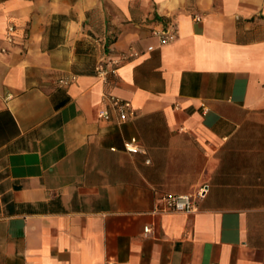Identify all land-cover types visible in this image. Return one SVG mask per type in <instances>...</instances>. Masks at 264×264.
Returning <instances> with one entry per match:
<instances>
[{"label":"crops","instance_id":"obj_1","mask_svg":"<svg viewBox=\"0 0 264 264\" xmlns=\"http://www.w3.org/2000/svg\"><path fill=\"white\" fill-rule=\"evenodd\" d=\"M0 49V264H264V0H0Z\"/></svg>","mask_w":264,"mask_h":264},{"label":"built area","instance_id":"obj_2","mask_svg":"<svg viewBox=\"0 0 264 264\" xmlns=\"http://www.w3.org/2000/svg\"><path fill=\"white\" fill-rule=\"evenodd\" d=\"M15 27L10 24L6 27L5 31V39L8 42H13V33ZM153 34L158 36L159 42L165 43L172 39L175 36L174 30H153ZM5 49H0L3 52ZM128 56L124 53L117 56L114 60H112L113 65L110 67L100 65L96 68L98 75L102 79H106L109 73H114L116 65H118L122 60H125ZM62 84H68L70 82V78H62L59 80ZM104 100L106 102L107 107L101 108L97 116L102 120H109L112 117V111L117 113L119 120H125L128 113H133V109L129 101L124 100L118 96L112 94H105ZM123 147L128 152L138 151L140 148L137 143L136 137H131L130 139L124 141ZM205 191V187H202L197 194H202ZM196 202L195 196L192 194H163L161 196V205L158 206L157 211L159 212H168V211H178V212H191L195 210ZM145 231H148V228H145ZM105 264H117L116 261L112 259H108Z\"/></svg>","mask_w":264,"mask_h":264}]
</instances>
